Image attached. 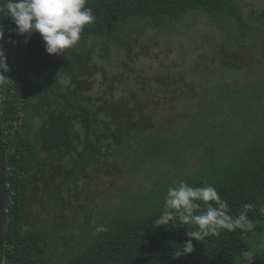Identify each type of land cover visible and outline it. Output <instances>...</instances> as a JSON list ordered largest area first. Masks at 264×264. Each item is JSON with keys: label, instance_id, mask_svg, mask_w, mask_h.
<instances>
[{"label": "trees", "instance_id": "trees-1", "mask_svg": "<svg viewBox=\"0 0 264 264\" xmlns=\"http://www.w3.org/2000/svg\"><path fill=\"white\" fill-rule=\"evenodd\" d=\"M86 7L92 9L96 19L93 24L85 27L77 46L89 38L119 44L130 33L131 21H144L159 31L167 22L178 21L183 14L193 9L206 13L221 28L229 22L235 23L239 30L250 28L237 10L234 0H87ZM258 18L264 20V8ZM2 26L5 38L0 41V46L5 50L10 66L6 75L13 83L0 89V128L4 141L7 194L6 227L0 264H239V258L248 252L253 254L251 264H264V124L263 129L257 131L248 143L241 146L233 144L227 155L219 154L223 143H230L235 140L234 137L250 129L249 122L255 125V130L261 129L259 126L256 128L257 123L253 117L247 118L249 122H242L243 128L233 126L234 122L230 124L229 120L216 123L217 119L214 118L217 127L215 135L209 132L207 135L196 136H204L210 143L206 147L208 161L183 181L193 187L214 186L234 217L246 205H251L247 211L249 219L255 224L251 232L222 230L219 237L210 236L202 242L193 239L195 250L176 258L174 251L188 239L186 232L192 230V226L183 225L178 220L159 227L154 223L163 212L167 189L177 185L170 183V179L146 192H129L125 196L127 201L97 225L106 226L108 231L94 234L97 226L92 225L87 234L75 243L73 253L68 249L62 253H53L55 242L48 240L42 231L24 229L26 200L34 186L33 171L37 165H51V157L61 155L63 148L66 150L65 147L58 150L53 145L61 142L60 137L70 130L68 121L71 117L88 126V135L83 143L94 146L95 143H103L102 139L106 137V143L122 148H131V143L141 146L140 152L134 151V165H130L135 166V170L138 163L146 159L167 158L175 165H182L185 160L180 158L178 151L175 153L172 149L168 137L143 135V128L148 126L145 119H131L135 110L139 111L140 106L144 105L143 102L135 101L136 95L104 99L100 103L99 99L94 98L84 103L79 97H86L82 92L86 88L85 83L77 84L75 93L62 86L57 72L67 69L68 63L62 59L63 54H48L45 42L38 33L26 42L25 36L16 33V26L10 18L2 17ZM79 56H83L84 60L81 61L84 62L77 73L83 74L87 68L86 55ZM220 62L226 67H239L235 61L228 59L221 58ZM233 90L238 93L234 97L240 98L241 94H246V97L234 100L233 115L238 119L235 123H238L241 121L239 114H246V110L253 108L261 98L264 82ZM43 92L51 96L54 106L42 116L46 127L38 128L37 132H40L43 141L46 135L48 143L53 145H50L51 152L41 159L34 138L36 128L28 117V109L34 101L42 102ZM144 97V101L149 102L150 96ZM56 119L63 120L60 121L62 126L55 125ZM98 156L96 146L87 148L80 168L92 166ZM69 160L72 161L71 158ZM73 180L77 181V176ZM56 203L58 206L61 204L57 199Z\"/></svg>", "mask_w": 264, "mask_h": 264}, {"label": "rangeland", "instance_id": "rangeland-1", "mask_svg": "<svg viewBox=\"0 0 264 264\" xmlns=\"http://www.w3.org/2000/svg\"><path fill=\"white\" fill-rule=\"evenodd\" d=\"M234 1L250 28L239 30L233 22L221 28L206 13L193 9L178 21L167 22L159 31L144 21H131L130 33L119 44L89 38L81 46L65 51L62 59L67 61V69L57 72L64 89L75 93L77 84L85 83V90H81L86 97H79L84 103L94 98L100 103L104 99L136 95L135 101L144 105L135 110L131 119H145L148 125L142 130L145 136L168 137L172 149L178 151L185 163L175 165L167 158H152L138 163L135 170L130 165H134V151L140 152L141 146L131 143V148H122L106 143V137L103 143L94 146L83 143L88 126L72 117L68 121L70 130L60 137L61 142L48 143L45 135L47 143H42L37 131L46 127L42 116L54 106L51 96L43 92L42 102L34 101L28 109V117L36 128L34 138L39 157L43 159L51 152L50 145L66 150L63 148L61 155L51 157V165H37L33 171L34 186L26 200L23 227L40 230L48 240L54 241L53 253L66 249L73 253L75 243L92 225L97 226L125 203L129 192H146L169 179L170 183L178 184L195 174L208 161L206 147L210 145L204 136H196L213 134L217 130L214 118L216 123L229 120L230 124L234 122L233 126L243 128L242 122L253 117L256 128H261L255 130V125L249 122L250 129L222 144L220 155H227L233 144L248 143L263 129L264 93L246 114H239L241 121L235 123L238 119L233 115L234 100L246 94L242 92V97H234L238 93L233 89L264 82V20L258 18L264 0ZM80 54L86 55L87 68L83 74L77 73L84 62ZM221 58L235 61L239 67H226ZM145 95L150 96L149 102L144 101ZM101 116L105 118L104 114ZM60 121L63 120H55L57 127ZM95 146L99 151L96 162L80 168L87 148ZM74 176L77 181L73 180ZM252 260L253 254L248 252L238 263L251 264Z\"/></svg>", "mask_w": 264, "mask_h": 264}, {"label": "clouds", "instance_id": "clouds-1", "mask_svg": "<svg viewBox=\"0 0 264 264\" xmlns=\"http://www.w3.org/2000/svg\"><path fill=\"white\" fill-rule=\"evenodd\" d=\"M86 4L87 0H2L0 16L10 18L16 33L25 36L26 42L38 33L48 54L62 55L80 41L85 27L95 22L93 11ZM4 38V29L0 26V41ZM9 70L6 52L0 46V89L13 83L6 75ZM251 207L246 205L234 217L214 186L193 187L181 181L167 189L163 212L154 223L159 227L178 220L192 226V230L186 232L188 239L174 251V256L179 258L195 250L193 239L202 242L210 236L219 237L222 230L253 231L255 224L247 215ZM107 231L106 226L99 225L94 234Z\"/></svg>", "mask_w": 264, "mask_h": 264}, {"label": "water", "instance_id": "water-1", "mask_svg": "<svg viewBox=\"0 0 264 264\" xmlns=\"http://www.w3.org/2000/svg\"><path fill=\"white\" fill-rule=\"evenodd\" d=\"M2 3V0H0ZM0 26H2V16H0ZM4 141L1 135L0 128V259H1V249L3 246V236L6 227V204H7V194H6V183H5V164H4Z\"/></svg>", "mask_w": 264, "mask_h": 264}]
</instances>
